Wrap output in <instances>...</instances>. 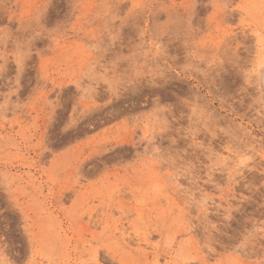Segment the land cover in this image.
<instances>
[{"label":"rangeland","instance_id":"rangeland-1","mask_svg":"<svg viewBox=\"0 0 264 264\" xmlns=\"http://www.w3.org/2000/svg\"><path fill=\"white\" fill-rule=\"evenodd\" d=\"M110 2L0 0V65L7 69L0 74V264H87L93 251L99 264H196L209 251L220 264H229L245 232L253 239L243 255L249 264H260L264 193L256 182L264 171L259 159L264 157V79L255 33L261 31L264 0H228L232 8L243 9L235 14L237 24L241 15L246 22L238 30L227 29L232 35L226 45L219 22L201 24L216 0H194L200 35L191 46L187 40L164 41L160 48L146 31L149 14L153 23H174L187 0H117L124 12L145 2L149 8L133 10L146 22L139 32L116 24L115 33L110 24L115 17L105 7ZM21 18L34 21L39 38L33 41V55L41 49L48 55L43 69L37 56L17 76L8 53L20 39ZM49 21L66 24L67 34L48 40L42 29ZM113 38L110 54L95 69L97 75H111L95 83L81 77L86 61L98 59L94 51H85L88 43L107 53ZM113 81L120 86L111 87ZM74 94L80 105L75 113L67 108ZM157 101L167 113L154 110ZM179 101L188 106H178ZM58 111L67 113L72 126L61 124L52 134ZM186 116L206 121L199 142L217 151L223 146V155L235 142L253 155L230 192L227 185L220 191V174L208 169L180 174L166 166L164 174L174 175L166 181L157 160L144 155L145 131L171 118L179 136V129L188 126ZM163 143L167 147L168 140ZM176 143L177 153L191 157L197 151L186 152L190 138ZM178 189L184 190V203ZM202 197L208 198L203 217L192 206ZM222 236L231 238V247Z\"/></svg>","mask_w":264,"mask_h":264},{"label":"snow or ice","instance_id":"snow-or-ice-1","mask_svg":"<svg viewBox=\"0 0 264 264\" xmlns=\"http://www.w3.org/2000/svg\"><path fill=\"white\" fill-rule=\"evenodd\" d=\"M108 9H110L109 16L115 17L114 22L110 21L111 31L115 33L116 28L115 25L119 24L121 29H134L136 32H139L140 29L144 28L145 20L140 16L139 11H137L134 15L133 10H143L147 12L149 5L145 3L134 4L131 9H128L127 12H124L121 3L117 2V0H111L110 3L105 5ZM232 8V5L228 3V0H216V3L209 5V10L211 15L208 17L201 16V24L205 22H219L225 28L224 40L223 44H228L230 42L231 32L227 31L229 28H234L238 30L241 25H243L246 21L244 17L241 15L240 22L237 24L235 19V14L237 11H243L240 5H236L235 8H232L233 19L229 24L226 20V17L229 15V9ZM182 15L179 19H177L174 23L168 22H159L153 23L151 15L149 14L147 20V32H150L153 39L155 41H160L161 44H158L157 47L160 48L162 42L164 41H174L179 43L182 40H187L188 45L191 46L192 42L196 40V38L200 35L202 29L196 27V22L193 19L196 16V5L194 0H187V3L181 7ZM262 19L259 21L261 27V31L255 33L260 37L258 43L261 47L260 54V67L264 70V13L261 14ZM109 17H105L108 19ZM34 21L29 19L25 21L21 18L20 27L16 30V34L20 39H18L12 48V51L8 53L9 58H14V64L17 76L21 74L24 67L27 63H32L33 60L38 56L40 59V67L43 69L44 67V58L48 53L41 49L38 53L33 55V50L35 45L33 41L38 39L39 37L35 34L34 29L32 28ZM49 27L47 29H42L47 33V38L50 41H55L57 37L67 34V25L66 24H52L51 21L48 22ZM88 26V25H86ZM29 32L32 34L29 35ZM73 36L76 39H80V36L73 30ZM86 39V38H85ZM86 43L87 40H86ZM115 44V38L110 39L107 42V53L101 48H97L93 43H88V47L85 49L86 52L94 51V55L98 57V59H88L86 61V69L87 71L81 73V77L84 75L94 83L103 79L106 76H110L111 72L100 71L99 75L96 74L95 69L101 65V61L107 58V55L110 54L113 45ZM119 58L114 59L112 61L113 64L117 63ZM242 62V61H241ZM255 69H253L254 71ZM0 74H7V69L0 65ZM262 78H264V71L261 73ZM70 83L75 84L79 87V82L77 80L70 81ZM106 86L109 85L108 80H104ZM119 82L113 81L111 83V87L118 88ZM69 92L72 89L68 90ZM160 101H157V106L154 109L158 114L163 112L167 113L168 109L159 107ZM184 105L188 106L187 101H179L178 106ZM67 108L71 110L73 113L80 111V105L76 103V96H70L68 98ZM197 111L196 108H192V112L195 113ZM86 114V113H85ZM55 119L59 121L58 124H55L50 132L52 134H56V130L60 127L61 124L65 125V127H71V123L67 121V113L65 112L63 115L58 111L56 113ZM188 121V126L186 128L182 127L179 129L180 135L177 136V130L175 129V124L171 120V118L167 120H157L150 131H145L142 136L141 147L144 148V155L147 157L149 154L152 155L153 158L157 160L160 165L161 176L166 181H172L174 179V175L172 172L164 174V168L170 167L175 171H178L180 174H184L185 172H191L195 174L197 169L201 174L204 173L205 169L209 170V173H219V182L218 187L220 191H224L225 186H228L229 192L231 191V186L238 183L240 177L243 175V170L248 167V163L253 160V155L247 154L243 149L242 145L239 143L232 142L229 144L227 149V155H223L222 153L225 151L223 146H221L220 150H215L212 146H206L207 141L201 143L197 140V136L201 132H207V128H202L201 124H206V121H196L193 116H186ZM180 123H184V120H180ZM223 131V130H221ZM228 137H231V131L225 133ZM190 138L192 140V144L188 146L186 152H193V149H196L191 157L186 156L185 153H177L175 149L177 148L176 141L178 139L185 140ZM167 139L168 144L165 147L163 141ZM223 142H221V145ZM262 148L261 151L264 152V140L261 141ZM239 157L238 161L236 158ZM260 159V167L264 169V157H259ZM264 171L261 172L259 181L256 183L259 185V191L264 193ZM206 183H210V180L205 181ZM245 188H250L249 184L243 185ZM192 185H189V191L191 190ZM199 191H203L202 189H198ZM178 198L181 199V203H184V190L178 189ZM235 197L229 195V200H234ZM208 204V198L202 197L200 201L193 200L192 206L194 209L199 210V215L203 217V215L207 212V207H202V205ZM215 228V225L212 226ZM225 245L231 247L233 241L228 236L219 237ZM253 239V237L245 232L243 234V238L240 243H236L235 247L232 248V259L229 261V264H249L247 257L243 255V249L247 246V244ZM261 244L264 245V239L261 240ZM87 264H99V261L96 259L95 251H93L91 259L87 262ZM196 264H220V261L216 260L215 256L208 252V254L202 259H197ZM260 264H264V261H261Z\"/></svg>","mask_w":264,"mask_h":264},{"label":"bare ground","instance_id":"bare-ground-1","mask_svg":"<svg viewBox=\"0 0 264 264\" xmlns=\"http://www.w3.org/2000/svg\"><path fill=\"white\" fill-rule=\"evenodd\" d=\"M43 2V1H42ZM160 9V8H159ZM157 14V13H156ZM166 14V13H165ZM159 16V15H158ZM168 16H170V15H168ZM167 16V17H168ZM170 19V18H169ZM198 21H199V19H198ZM173 23V22H172ZM107 42V41H106ZM182 46V45H181ZM107 49V48H106ZM261 71H259V74L261 75V73H262V71H264V70H262V69H260ZM260 77H262V75L260 76ZM262 79H264V78H262ZM111 88V87H110ZM135 88V87H134ZM113 90V89H112ZM159 92V91H158ZM160 93V92H159ZM116 94V93H115ZM146 97V96H145ZM148 98V97H147ZM146 99V98H145ZM116 111H117V109H116ZM117 116V115H116ZM115 117V116H114ZM130 143V142H129ZM138 196V195H137ZM164 197V196H163ZM165 198V197H164ZM138 199V198H137ZM163 200V199H162ZM148 205V204H147ZM150 206V205H149ZM145 236V235H144ZM146 238V237H145Z\"/></svg>","mask_w":264,"mask_h":264}]
</instances>
